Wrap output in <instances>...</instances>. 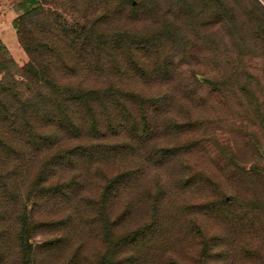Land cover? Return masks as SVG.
Masks as SVG:
<instances>
[{"label": "rangeland", "instance_id": "rangeland-1", "mask_svg": "<svg viewBox=\"0 0 264 264\" xmlns=\"http://www.w3.org/2000/svg\"><path fill=\"white\" fill-rule=\"evenodd\" d=\"M226 1L23 8L22 60L0 42V264H264V0ZM232 27L259 28L250 53ZM101 88L115 110L66 100Z\"/></svg>", "mask_w": 264, "mask_h": 264}, {"label": "trees", "instance_id": "trees-1", "mask_svg": "<svg viewBox=\"0 0 264 264\" xmlns=\"http://www.w3.org/2000/svg\"><path fill=\"white\" fill-rule=\"evenodd\" d=\"M34 0H29V1H27L26 0V3H25V5L23 6V8L27 5V4H29V3H31V2H33ZM119 2H121L124 6L126 5V6H128L130 9H134L135 8V4H134V2H133V0H118ZM235 0H230V1H226L225 3H219V5L221 4V6L223 7V8H234L235 7V4L237 5V6H239V3H240V1L241 0H236L235 2H234ZM216 2H218V0H216ZM23 8H22V10H23ZM117 9H118V7L117 6H115V13L117 12ZM22 10L20 11V13H22ZM106 11L104 12V16H106V17H108V10L107 9H105ZM19 15V13L12 19V24H13V22H14V20L16 19V17ZM228 21H230V20H226V23H228ZM234 21V20H233ZM235 23H237V24H239L238 22H236V21H234ZM254 22V21H253ZM239 25H241V24H239ZM232 31V36H228V40H229V42H232V41H234V40H236V43L238 44V46H239V49H241V52H242V49L243 48H247L246 50H243L244 52L243 53H250V50H249V45H250V37L252 38V39H255L254 37H256V35H259L260 34V31H259V28H252L251 29V27H249L247 30H243V29H239V28H235V27H232V29H231ZM241 31H242V33L244 34V35H249V36H247V38L246 37H243L240 33H241ZM119 33H115V39H118L119 38ZM249 37V38H248ZM130 38L131 39H136V37L135 36H130ZM141 39V38H140ZM138 40V39H137ZM142 40H139V41H136V42H131V45H132V47H133V49L134 48H136V46H137V44H142V42H141ZM232 43H234V42H232ZM28 45H30L29 44V41L27 40V41H25V42H23V46H24V49L26 50V52H27V55H28V61H27V63H26V66H31L33 63V60H34V58L31 56V54H30V48H29V46ZM102 90H103V88H101V89H99L98 90V92H95V91H91V90H89V89H87V90H85V91H77V92H74V91H72L69 95H68V97L66 98V100H68L70 103H71V106H72V109H73V111L75 110V106H74V104L75 103H78L80 106H81V104L79 103V102H77V101H79V100H81L82 101V103L83 104H86V102L88 103V105L89 106H92V105H94V103H95V101L94 100H99V99H104V98H106V97H108V102H107V104H109L110 106H111V110H115V96H113V94L112 93H108V94H105V95H103V93H102ZM57 106H59L58 105V102H56L55 103ZM101 105H103V103H101ZM57 118H58V116H57ZM68 120H69V122H70V124H71V128L73 129L74 128V130H76V131H78V132H81V128H77V127H79V125L76 123V119L74 118V114H69V116H68ZM109 120V122H106V124H104V125H102V126H100V121H98L97 123H96V126H97V129H95V123L93 124V127H92V129H90V131L89 132H91V131H93V130H96V132L98 133V135H95V134H90V136H92V137H98V136H102V135H104V134H106V131H110V130H113L112 132H114L115 131V124H111V122H110V119H108ZM88 135V134H87ZM102 145H104V146H102ZM72 147H74L75 149H77V151H73L72 153H75V152H81L82 150H83V148H82V146L80 147V146H77V147H75V146H72ZM97 147V146H96ZM107 148V144H101L100 145V147H97V149H99V150H104V149H106ZM88 153H90L91 151L90 150H88L87 151ZM76 154V153H75ZM125 180V179H124ZM119 181H116V184L118 183ZM67 185V184H66ZM56 186V185H55ZM69 187H70V185H69ZM57 188H59L60 189V186L59 185H57ZM43 189H45V187H43ZM46 189H48V188H46ZM45 189V190H46ZM52 189V190H51ZM49 190H51V192H53L54 191V186H52L51 188H49ZM62 191H64V190H62ZM107 190H105V192H106ZM68 192V191H67ZM66 193V192H65ZM81 197H83L82 195H81ZM115 262V261H114ZM117 262H121V261H117ZM116 262V263H117ZM115 263V264H116Z\"/></svg>", "mask_w": 264, "mask_h": 264}, {"label": "crops", "instance_id": "crops-1", "mask_svg": "<svg viewBox=\"0 0 264 264\" xmlns=\"http://www.w3.org/2000/svg\"><path fill=\"white\" fill-rule=\"evenodd\" d=\"M25 3L26 0H0V42L17 61L22 60L24 52L17 41L12 19Z\"/></svg>", "mask_w": 264, "mask_h": 264}]
</instances>
